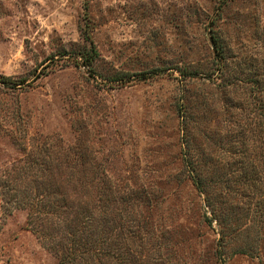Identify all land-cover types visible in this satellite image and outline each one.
Here are the masks:
<instances>
[{
  "label": "rangeland",
  "instance_id": "rangeland-1",
  "mask_svg": "<svg viewBox=\"0 0 264 264\" xmlns=\"http://www.w3.org/2000/svg\"><path fill=\"white\" fill-rule=\"evenodd\" d=\"M85 26L98 52L93 71L73 62L86 47ZM210 31L228 64L264 59V0H0V76L8 78L0 82V183L27 158L45 150L62 157L81 144L74 155L92 168L72 172L138 198L150 241L164 245L162 264H264L253 221L246 219L257 256L219 239L182 161L180 104L197 117L191 152L228 161L214 138H226L235 126L228 109L239 110L225 98H247L243 83L231 92L215 77ZM0 264H57L26 211L4 212L1 195Z\"/></svg>",
  "mask_w": 264,
  "mask_h": 264
},
{
  "label": "trees",
  "instance_id": "trees-1",
  "mask_svg": "<svg viewBox=\"0 0 264 264\" xmlns=\"http://www.w3.org/2000/svg\"><path fill=\"white\" fill-rule=\"evenodd\" d=\"M81 35L87 44L74 52L73 62L93 71L98 52L86 26ZM209 39L218 62L215 77L224 83L223 89L230 86L231 92L238 82L243 83L246 91L242 88V93L247 98H225V106L239 110L233 113L228 109V122L235 126L227 128L231 132L226 138L219 134L214 138L220 151L231 154L228 161L219 154L197 158L191 152L189 128L194 127L197 117L180 104L186 135L182 161L208 212L205 220L216 223L219 239L234 244L236 252L257 256L259 247L249 239L252 228L246 219L253 221L255 237L263 238L264 59L249 58L230 65L218 35L210 31ZM180 73L190 76L183 70ZM7 80L0 76L1 83ZM23 82L21 79L13 85ZM79 148L81 144L68 147L62 157L45 150L40 158H27L17 173L0 183L3 211L25 210L27 227L56 256L57 264H162L164 245L150 241L149 223L134 203L138 198L132 193L119 194L108 180L97 175L72 172L92 168L74 155H79Z\"/></svg>",
  "mask_w": 264,
  "mask_h": 264
}]
</instances>
